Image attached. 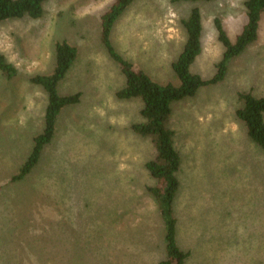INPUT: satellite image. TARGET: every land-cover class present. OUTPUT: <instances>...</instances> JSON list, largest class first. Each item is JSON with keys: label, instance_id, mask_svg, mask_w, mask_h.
<instances>
[{"label": "rangeland", "instance_id": "1", "mask_svg": "<svg viewBox=\"0 0 264 264\" xmlns=\"http://www.w3.org/2000/svg\"><path fill=\"white\" fill-rule=\"evenodd\" d=\"M112 1L45 0L38 18L0 22V52L17 69L10 79L0 72V264H155L165 256L163 220L145 190L154 183L144 167L153 147L130 129L141 102L115 96L124 76L100 38ZM243 2L133 0L110 40L136 69L176 82L180 19L197 6L202 49L190 70L206 79L223 52L214 18L233 40L246 21ZM61 40L77 56L57 90L79 100L60 110L36 166L9 182L43 128L46 93L29 77L52 72ZM241 90L264 95V12L257 40L229 61L223 80L171 104L181 156L176 235L187 264H264V152L235 117Z\"/></svg>", "mask_w": 264, "mask_h": 264}, {"label": "trees", "instance_id": "2", "mask_svg": "<svg viewBox=\"0 0 264 264\" xmlns=\"http://www.w3.org/2000/svg\"><path fill=\"white\" fill-rule=\"evenodd\" d=\"M45 0H0V22L22 18H38L43 13L42 4ZM181 1H211V0H171ZM133 0H113L100 17V38L109 56L119 66L124 76V85L115 92L121 100L139 99L141 119L133 122L130 129L138 136L147 138L152 147V156L145 161L144 167L154 183L147 185L145 190L156 202L159 214L163 220L165 256L155 264H187L189 251L182 249L177 243L176 227L178 219L174 204L180 189L178 171L181 156L175 146V132L170 126L172 103L194 96L198 89L208 84L217 83L225 77L229 61L240 55L249 44L256 41L259 32V22L264 12V0H244L246 21L241 30L231 40L218 17L214 18L217 39L223 47L220 59L215 65V71L209 78H202L192 72L190 66L202 49V17L200 8L193 6L186 17L180 22L185 30L183 48L170 66L176 82L160 83L154 80L145 70L136 69L133 63L118 53L110 40V32L115 21L130 6ZM54 51V67L49 74H35L29 81L43 88L47 103L43 115V128L33 137V146L20 166L11 175L9 182L22 180L38 163L43 149L51 143L56 119L60 110L68 104L78 102L80 93L61 95L57 84L69 69L77 56L75 46L66 40L57 41ZM0 72L8 79L15 77L17 69L7 61L0 52ZM241 104L235 110L239 120L251 142L264 152V95L255 96L251 91L237 92ZM54 261V258H50ZM50 262V261H49Z\"/></svg>", "mask_w": 264, "mask_h": 264}]
</instances>
